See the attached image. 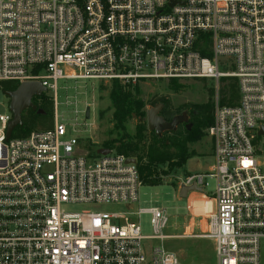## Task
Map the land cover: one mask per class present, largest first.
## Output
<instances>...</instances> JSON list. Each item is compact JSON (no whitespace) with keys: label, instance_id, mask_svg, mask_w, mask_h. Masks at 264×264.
<instances>
[{"label":"built area","instance_id":"built-area-1","mask_svg":"<svg viewBox=\"0 0 264 264\" xmlns=\"http://www.w3.org/2000/svg\"><path fill=\"white\" fill-rule=\"evenodd\" d=\"M61 80L123 89L213 82V122L205 129L213 164L177 190L195 185L203 193L204 180L213 179L214 213L196 237L214 243L215 264H260L264 0H0V83H40L55 120L49 130L7 138L12 114L0 89V264H180L160 247L143 249V240L169 238L163 209H69L132 205L142 182L129 158L114 150L89 158L78 139H64L56 114ZM229 81L235 99L221 105L220 85ZM144 212L150 237L130 218Z\"/></svg>","mask_w":264,"mask_h":264},{"label":"rangeland","instance_id":"rangeland-1","mask_svg":"<svg viewBox=\"0 0 264 264\" xmlns=\"http://www.w3.org/2000/svg\"><path fill=\"white\" fill-rule=\"evenodd\" d=\"M178 84L175 91L169 89L168 82H151L138 86V98L145 103L160 97L168 99L170 107L179 109L178 115L186 117L187 124L191 105L214 103L215 84L204 80H186ZM93 82H73L61 80L57 83L56 114L59 123L66 128L65 140L78 139L79 154H88L89 158L96 157L99 148H114L122 142L136 143L137 119H130L124 124V129H118L113 120V108L110 100V88L104 85H94ZM220 85V90L222 89ZM212 90L213 95H210ZM49 93V92H48ZM50 94V93H49ZM51 95V94H50ZM46 93L40 97H33L35 105H41L48 110V114L34 124L33 131L49 130L53 127V109L51 100H46ZM5 97L0 93V112L3 111L1 103ZM181 109V107H185ZM154 106H146L147 111ZM89 109V119H85V111ZM52 116V122L50 120ZM146 122V117H145ZM52 124V126H51ZM182 124V125H184ZM148 145V139H143L138 146L141 153ZM195 157L191 158L181 168H171L164 164L156 167L159 174V185L140 186L138 201L132 205H75L69 207L73 212H138L159 208L164 210L167 225L162 231L167 239H146L142 241L143 249L147 255L154 247H160L165 252L173 253L180 264H215L214 243L209 239L196 236L205 227L206 216L214 213V203L211 200L215 183L211 178L204 180L203 193H188V197L180 199L177 186L181 180L195 174H208L213 164L212 142L203 137L198 142L188 145ZM141 153H137L140 155ZM195 195L201 198L196 199ZM190 202V203H189ZM191 211V212H190ZM140 227L141 235L153 236L151 216L149 213H140L130 217ZM260 264H264V238L260 240Z\"/></svg>","mask_w":264,"mask_h":264},{"label":"trees","instance_id":"trees-1","mask_svg":"<svg viewBox=\"0 0 264 264\" xmlns=\"http://www.w3.org/2000/svg\"><path fill=\"white\" fill-rule=\"evenodd\" d=\"M169 89L175 91L178 84L175 81L168 82ZM17 85L12 82L0 83V89L3 92H11L17 89ZM110 88V100L113 108V120L118 129H124V124L130 119H137L138 125L136 128V143L122 142L114 148L116 153L127 158L136 160V167L142 185L158 186L159 174L156 173V167L167 164L171 168H181L187 160L195 157L193 151H189L188 145L198 142L201 138L206 137L205 129L213 122V103L208 102L203 105H191L189 111L190 119L187 124L180 125L175 131L162 133L160 136L154 132H149L145 122L146 106L162 105L161 117L169 122L175 117L179 109H172L168 99L164 97L155 100L144 102L138 98V86L131 89H123L118 82H113ZM210 95H213L210 90ZM235 99V84L229 81L224 84L220 90V104H231ZM35 105V104H34ZM36 110L31 109L24 111L22 115V125L16 127L12 132V137H23L33 131L35 123L42 120L48 110L41 105H35ZM185 107H181L184 109ZM52 122V116L50 118ZM52 126V124H51ZM52 128V127H51ZM143 139H148V145L145 150L138 149L139 143ZM137 153H141L137 155Z\"/></svg>","mask_w":264,"mask_h":264},{"label":"water","instance_id":"water-1","mask_svg":"<svg viewBox=\"0 0 264 264\" xmlns=\"http://www.w3.org/2000/svg\"><path fill=\"white\" fill-rule=\"evenodd\" d=\"M45 89L38 82H26L20 84L15 91L4 92L3 95L9 100V111L12 114V119L8 124L6 137L10 138L13 130L16 127L22 125V115L27 109L32 111L36 110V106L32 103L33 97H40ZM161 105H156L150 108L146 113V125L149 132H154L156 135L160 136L162 133L175 131L176 128L186 122V117L183 115H178L172 118L171 121H165L160 115ZM90 111L86 109L85 119H89ZM260 135H264V129L259 132ZM110 152L109 149H98L96 151L99 155H106ZM127 163L135 164L136 160L134 158L127 159ZM202 193L200 188L195 185L190 187L182 186L179 190V198H187L188 193Z\"/></svg>","mask_w":264,"mask_h":264},{"label":"crops","instance_id":"crops-1","mask_svg":"<svg viewBox=\"0 0 264 264\" xmlns=\"http://www.w3.org/2000/svg\"><path fill=\"white\" fill-rule=\"evenodd\" d=\"M212 152H213V151H212ZM212 158H213V156H212ZM189 160H190V159H189ZM189 160H187V162H188ZM187 162H186V163H187ZM186 163H185V164H186ZM185 164H184V165H185ZM211 166H212V165H211ZM211 166H210V168H211ZM193 193H195V192H193ZM201 194H202V193H201ZM187 197H188V195H187ZM195 197H196V199L201 198L199 195H198V196L195 195ZM211 200H212V198H211ZM212 201H213V200H212ZM189 203H190V202H189ZM213 203H214V202H213ZM190 212H191V211H190ZM206 217H207V216H206Z\"/></svg>","mask_w":264,"mask_h":264},{"label":"flooded vegetation","instance_id":"flooded-vegetation-1","mask_svg":"<svg viewBox=\"0 0 264 264\" xmlns=\"http://www.w3.org/2000/svg\"><path fill=\"white\" fill-rule=\"evenodd\" d=\"M32 103H33V101H32ZM34 104V103H33ZM157 105H161V104H157ZM156 106V105H155ZM162 106V105H161ZM27 110H29V109H27ZM161 110H162V107H161V109H160V112H159V115L161 114ZM161 116V115H160ZM185 125V124H184Z\"/></svg>","mask_w":264,"mask_h":264}]
</instances>
